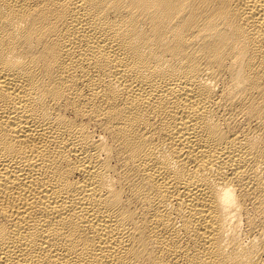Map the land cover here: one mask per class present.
Returning <instances> with one entry per match:
<instances>
[{
	"label": "bare ground",
	"instance_id": "bare-ground-1",
	"mask_svg": "<svg viewBox=\"0 0 264 264\" xmlns=\"http://www.w3.org/2000/svg\"><path fill=\"white\" fill-rule=\"evenodd\" d=\"M0 264H264V0H0Z\"/></svg>",
	"mask_w": 264,
	"mask_h": 264
}]
</instances>
